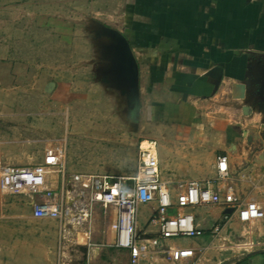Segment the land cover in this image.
<instances>
[{"label":"crops","instance_id":"crops-1","mask_svg":"<svg viewBox=\"0 0 264 264\" xmlns=\"http://www.w3.org/2000/svg\"><path fill=\"white\" fill-rule=\"evenodd\" d=\"M52 1L47 13V0H38L43 14L68 15L71 21L78 20L74 15H86L130 40L140 68V117L151 126V139L146 141L157 147L161 174L174 201L188 183L213 181L222 195L232 187L243 202L264 203V148L254 139L264 131V0ZM43 21L56 24L58 18ZM216 66L224 69L218 90L207 76ZM0 98L7 102L8 94ZM221 155L228 157L225 180L218 179ZM43 158L44 154L36 164ZM22 162L9 164L35 165ZM74 174H67L66 168L65 174L53 172L47 177L48 187L68 206L84 203ZM17 195L28 206L25 211L10 208L9 214H20L16 218L20 220L0 222V264H131L129 250L115 246V207L95 208L103 223L93 227V238L101 243L85 261L70 254L79 247L63 245L65 236L78 237L71 220L37 218L33 203L43 195ZM217 205L172 207L170 215L191 211L202 234L188 237L195 238L188 246L172 242L180 237L162 240L141 264H170L163 252L166 247L194 250L181 264H264V222H243L234 211ZM157 208L156 201L141 205L137 224L141 239L159 238V226L152 222Z\"/></svg>","mask_w":264,"mask_h":264},{"label":"rangeland","instance_id":"rangeland-1","mask_svg":"<svg viewBox=\"0 0 264 264\" xmlns=\"http://www.w3.org/2000/svg\"><path fill=\"white\" fill-rule=\"evenodd\" d=\"M6 1L0 4V96L8 98L7 102L0 98V141L10 143L1 145L3 161L36 164L47 147L64 141L67 174H133L141 142L146 145L151 139V126L141 117L135 123L126 98L103 81L98 63L106 40L96 37L95 20L74 15L78 20L71 21L68 15H55L56 24L44 22V17L50 21L55 16L43 14L38 0H0ZM47 3L48 13L53 1ZM52 81L56 86L49 92L47 84ZM78 193L86 203L87 191ZM14 206L25 211L28 205L22 195H5L0 189V222L20 220L16 219L20 214H9ZM97 206L106 211L97 203L91 219H76L81 215L76 209L68 220L77 227L78 237L62 239L70 249L79 247L70 254L85 261L100 248L101 242L93 238V227L103 223L95 216ZM193 240L180 237L172 242L188 246Z\"/></svg>","mask_w":264,"mask_h":264},{"label":"built area","instance_id":"built-area-1","mask_svg":"<svg viewBox=\"0 0 264 264\" xmlns=\"http://www.w3.org/2000/svg\"><path fill=\"white\" fill-rule=\"evenodd\" d=\"M67 144L64 141L47 147L43 162L35 165H13L3 161L0 143V189L4 194L33 193L41 194L44 199L33 203V215L37 218L67 220L80 209L76 219H91L93 208L100 203L104 208L113 206L118 211V219L112 227L116 231L115 246L130 252V263L141 264V261L162 240L174 237H196L202 230L195 225V216L191 211H179L170 215L169 211L177 205L185 209L197 205L220 204L233 208L243 222L262 220L264 222V203L258 201L243 202L230 187L222 195L213 187V181H192L182 190L174 201L169 183L161 174L157 147L154 142L144 141L140 145L136 171L132 175L111 176L107 174L77 173L72 175L75 185L87 191L88 201L72 206L58 199L57 193L48 187L47 177L50 173H66ZM218 179L229 177L228 157L221 155L217 161ZM156 201L157 214L152 222L159 226V238L141 239L137 234L139 209L141 205ZM219 227H215L218 231ZM170 264H181L184 259L195 253L191 248L166 247L163 250Z\"/></svg>","mask_w":264,"mask_h":264},{"label":"water","instance_id":"water-1","mask_svg":"<svg viewBox=\"0 0 264 264\" xmlns=\"http://www.w3.org/2000/svg\"><path fill=\"white\" fill-rule=\"evenodd\" d=\"M97 24V31H94L96 37L104 38L106 41L105 47L110 51L111 65L108 68L109 74L103 78V81L116 89L123 97L126 98V103L130 116L135 123L140 120L141 98H140V68L130 40L119 30L107 26L99 21H94ZM102 47H104L102 45ZM101 56L103 51L100 52ZM224 75V69L221 66H216L208 71L207 76L212 77L215 90L221 85ZM54 81L47 84V91L51 92L55 88ZM264 130V124H263ZM257 146L264 148V131L256 135ZM233 208L226 209V212H233Z\"/></svg>","mask_w":264,"mask_h":264},{"label":"flooded vegetation","instance_id":"flooded-vegetation-1","mask_svg":"<svg viewBox=\"0 0 264 264\" xmlns=\"http://www.w3.org/2000/svg\"><path fill=\"white\" fill-rule=\"evenodd\" d=\"M106 43V42H105ZM105 43H103L102 51L104 52L103 55L101 56V60L98 63V66H100V70H102L103 75L102 77L104 78L105 76L108 77L107 75L109 74L111 77L113 76V73H110L108 71V68L111 65V60H110V51L105 47ZM106 72V73H105Z\"/></svg>","mask_w":264,"mask_h":264},{"label":"bare ground","instance_id":"bare-ground-1","mask_svg":"<svg viewBox=\"0 0 264 264\" xmlns=\"http://www.w3.org/2000/svg\"><path fill=\"white\" fill-rule=\"evenodd\" d=\"M148 143V142H147ZM145 145V144H144Z\"/></svg>","mask_w":264,"mask_h":264}]
</instances>
